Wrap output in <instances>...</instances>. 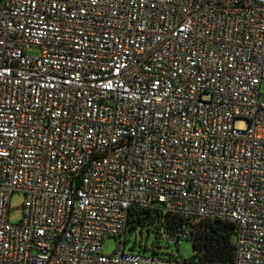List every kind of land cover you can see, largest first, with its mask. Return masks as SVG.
Returning <instances> with one entry per match:
<instances>
[{
    "label": "built area",
    "instance_id": "built-area-1",
    "mask_svg": "<svg viewBox=\"0 0 264 264\" xmlns=\"http://www.w3.org/2000/svg\"><path fill=\"white\" fill-rule=\"evenodd\" d=\"M263 81L264 0H0V264H219L126 250L133 207L264 264Z\"/></svg>",
    "mask_w": 264,
    "mask_h": 264
},
{
    "label": "trees",
    "instance_id": "trees-1",
    "mask_svg": "<svg viewBox=\"0 0 264 264\" xmlns=\"http://www.w3.org/2000/svg\"><path fill=\"white\" fill-rule=\"evenodd\" d=\"M181 223L180 217L163 215L156 209L133 207L129 213L127 231L142 233L145 230L146 241L140 240L137 251L156 254L166 244L161 234L162 227L172 229L180 226ZM234 234L235 225L232 222L223 220L201 222L196 229L195 241L192 242L191 257L219 264H233ZM150 235L153 238L148 243L147 239ZM135 246L136 242L133 241L130 250H135Z\"/></svg>",
    "mask_w": 264,
    "mask_h": 264
},
{
    "label": "rangeland",
    "instance_id": "rangeland-1",
    "mask_svg": "<svg viewBox=\"0 0 264 264\" xmlns=\"http://www.w3.org/2000/svg\"><path fill=\"white\" fill-rule=\"evenodd\" d=\"M30 52H37V48L31 47L29 49ZM260 92V101L264 103V81L260 84L259 88ZM24 195L20 191L14 192L10 197V210H9V219L12 222H17L22 217V209L20 205L23 201ZM152 236L150 235L147 239V242L150 243L152 240ZM140 240L146 241V231L144 230L142 233L140 232H126V250L130 249V245L133 241L136 242L135 250L139 248ZM121 241V237H107L103 242V250L105 253H112L118 242ZM162 253H170L172 252L177 257H190L193 254L192 242L190 240H182L178 244H164L160 249Z\"/></svg>",
    "mask_w": 264,
    "mask_h": 264
}]
</instances>
